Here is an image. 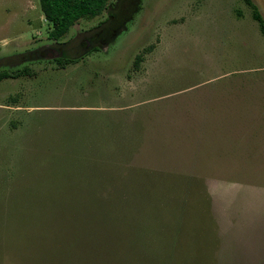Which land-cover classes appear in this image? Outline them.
Listing matches in <instances>:
<instances>
[{
	"label": "rangeland",
	"instance_id": "rangeland-1",
	"mask_svg": "<svg viewBox=\"0 0 264 264\" xmlns=\"http://www.w3.org/2000/svg\"><path fill=\"white\" fill-rule=\"evenodd\" d=\"M51 26L39 0H0V71L28 69L0 81V264H264L247 0H109Z\"/></svg>",
	"mask_w": 264,
	"mask_h": 264
},
{
	"label": "trees",
	"instance_id": "trees-1",
	"mask_svg": "<svg viewBox=\"0 0 264 264\" xmlns=\"http://www.w3.org/2000/svg\"><path fill=\"white\" fill-rule=\"evenodd\" d=\"M39 2L46 20L52 25L48 33L49 38L55 41L63 39L80 20H91L102 15L109 5V0H39ZM247 2L253 8V18L259 23L264 36V18L255 3L251 0H247ZM142 58V55L137 56L136 66L139 65ZM77 60L67 57L56 59L61 67H66ZM27 73L28 69L17 72L4 69L0 71V81L11 77H20Z\"/></svg>",
	"mask_w": 264,
	"mask_h": 264
}]
</instances>
